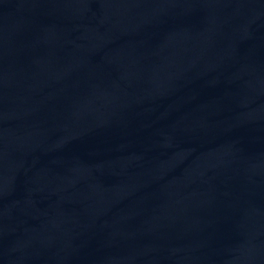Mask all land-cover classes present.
<instances>
[{"label": "water", "instance_id": "water-1", "mask_svg": "<svg viewBox=\"0 0 264 264\" xmlns=\"http://www.w3.org/2000/svg\"><path fill=\"white\" fill-rule=\"evenodd\" d=\"M0 264H264V0H0Z\"/></svg>", "mask_w": 264, "mask_h": 264}]
</instances>
